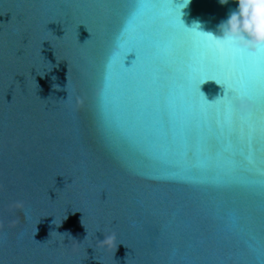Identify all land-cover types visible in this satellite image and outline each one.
I'll return each mask as SVG.
<instances>
[{
	"label": "water",
	"instance_id": "water-1",
	"mask_svg": "<svg viewBox=\"0 0 264 264\" xmlns=\"http://www.w3.org/2000/svg\"><path fill=\"white\" fill-rule=\"evenodd\" d=\"M152 2L165 6L129 26L130 0H0V264H264V189L181 182L175 164L105 122L109 76L111 115L125 130L161 151L181 119L193 130L176 159L194 172L205 163L194 150L196 122L170 114L169 98L200 106L209 143L223 130L225 89L204 74L219 59L207 37L222 38L236 0ZM141 37L156 45L151 119L128 103L135 93L123 79L141 70L131 65ZM234 106L240 115L255 109L246 97ZM258 149L254 141L257 167ZM108 236L116 248L100 244Z\"/></svg>",
	"mask_w": 264,
	"mask_h": 264
},
{
	"label": "snow or ice",
	"instance_id": "snow-or-ice-1",
	"mask_svg": "<svg viewBox=\"0 0 264 264\" xmlns=\"http://www.w3.org/2000/svg\"><path fill=\"white\" fill-rule=\"evenodd\" d=\"M130 4L133 12L130 14L129 26L135 23L145 9L165 6L153 3L152 0H130ZM141 39L143 40V37ZM207 39L219 53L216 65L206 69L204 74L225 89L223 96L225 103L217 109L218 117L221 113L223 114V130L216 131L214 143H209L205 139V133H211L212 129L200 128L199 124L204 113L199 105L195 102L190 104L186 97L179 95L175 100L169 98L170 102L167 106L170 114L175 110L181 114V117L196 122L194 150L196 156L205 161L204 164L195 165L197 171L194 172L192 167L176 159L177 156L182 157L186 154L188 140L193 134V130L185 124L183 119L177 123V132L172 144L161 151L157 141L144 140L135 135L131 129L125 130L123 124L112 118L111 113L115 106L109 107L113 89L109 76H105L104 95L101 100L105 122L110 128L115 127L131 146L148 152L154 159L175 164L178 171L172 172L171 175L181 182L216 187L251 184L259 185L264 189V160H261V166L257 167L253 153L254 141L259 145L258 150L264 151V48L258 49V53L253 55L238 48L228 39L219 40L212 37ZM154 47L156 45L152 41L143 40V46L133 52L135 59L131 63V65L140 64L139 74L123 78L128 88L135 93L134 97H128V103L135 104L136 108L143 110L146 119H151L152 109L149 105L153 103L147 81L154 71L151 67L156 55L151 51ZM244 97L254 102L255 109L240 115L235 112L234 101ZM234 115H237L240 120L239 131L235 134ZM225 132L228 136L227 142L224 138ZM237 156L240 157L239 160L235 159ZM239 172L250 175H240Z\"/></svg>",
	"mask_w": 264,
	"mask_h": 264
},
{
	"label": "clouds",
	"instance_id": "clouds-1",
	"mask_svg": "<svg viewBox=\"0 0 264 264\" xmlns=\"http://www.w3.org/2000/svg\"><path fill=\"white\" fill-rule=\"evenodd\" d=\"M189 2L190 0H182L181 4L187 6ZM219 3L227 4L228 0H219ZM236 3L238 4L237 9L231 11L228 19L218 26L219 31L223 33L219 40L228 39L238 48L246 51L264 48V0H236ZM199 27L198 22L193 23L192 28L198 29ZM100 244L112 247L115 245V239L111 236L104 237L100 240Z\"/></svg>",
	"mask_w": 264,
	"mask_h": 264
}]
</instances>
